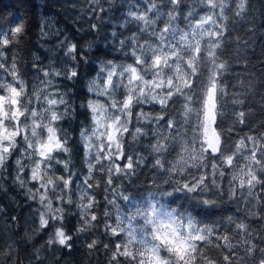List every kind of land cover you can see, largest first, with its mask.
I'll return each mask as SVG.
<instances>
[{
	"label": "snow or ice",
	"instance_id": "snow-or-ice-1",
	"mask_svg": "<svg viewBox=\"0 0 264 264\" xmlns=\"http://www.w3.org/2000/svg\"><path fill=\"white\" fill-rule=\"evenodd\" d=\"M120 2L125 11L109 41L119 56L99 63L79 105L64 82L79 80L91 45L78 50L65 36L58 47L71 64L50 58L45 65L34 56L30 82L20 56L26 22L0 26V182L10 176L37 205L31 235L52 228L46 245L63 248L71 247L64 220L72 208L77 232L99 227L95 189L103 186L100 215L109 239H93L87 248H103L106 264H264V122L250 123L247 103L256 95L264 103L257 92L264 88V60L258 81L246 54L245 36L257 31L249 20L251 0ZM88 3L99 22L91 30H98L118 0ZM46 27L42 37L49 35ZM234 65L243 71L235 73ZM78 108L88 122L74 140L69 129ZM240 125L249 131L233 137ZM80 151L86 172L73 163ZM149 165L145 198L119 190L117 181ZM225 205L235 206L231 214ZM17 252L15 240L0 238L5 264ZM32 258L43 264L39 249Z\"/></svg>",
	"mask_w": 264,
	"mask_h": 264
},
{
	"label": "trees",
	"instance_id": "trees-1",
	"mask_svg": "<svg viewBox=\"0 0 264 264\" xmlns=\"http://www.w3.org/2000/svg\"><path fill=\"white\" fill-rule=\"evenodd\" d=\"M91 7L92 5L88 3V0H0V26L6 29L10 21L14 19L23 20L27 24V34L23 37L20 46V56L22 70L25 66L29 70L27 78L30 82L34 56H39V62L45 65L48 64L50 58L56 61L60 59L67 61L64 56L65 49L58 47L60 40H63L65 36L72 43L77 44L78 50L89 44L91 45V51L87 52L89 62L80 64L79 80L74 86L71 82H64L67 87L72 89L73 95L70 99L77 105L90 95L86 90V86L95 76L99 63L105 59L119 56V53L113 51V45L109 41L111 40L110 33L113 30V25L121 18L125 8L118 0L115 10L104 16V23L100 25L99 29L91 30V24L99 23L95 15L90 13ZM251 9L249 20L254 21L257 31L245 36V32L240 31L239 26L237 30L241 36H245L246 39L251 41L250 49L246 53L250 61L248 67L250 71L257 74L256 78L259 81L260 62L264 60V0H251ZM109 17H111L112 23L108 22ZM45 18L54 20L59 35H56L57 32H53L47 37L41 36L40 29ZM117 31H119L118 27ZM124 34L127 35L128 33L125 32ZM106 36L108 37L107 40L105 39ZM67 63L71 64L70 61H67ZM234 68L235 73L243 71L242 66L234 65ZM235 73L226 77L230 84L235 83ZM257 92L264 94V88L258 86ZM260 99V95H256L247 101L253 110L250 123L254 127H258L261 122H264V103H261ZM231 107V104H229V111ZM81 122L87 123L88 121L85 110L78 108V118L73 122L75 131H73V128L69 129L74 140L78 139ZM230 123L231 121L226 119L225 127ZM248 131V127L240 125L237 126V132L232 133V135L237 137ZM73 163L77 171L86 172L82 151L74 155ZM150 173V165L142 166L137 171L136 176L125 179L123 182L118 181L119 184L122 183L120 191H126L138 201L142 200L148 194ZM0 183L3 184V190H0V208H3V212H0V238L7 242L15 240L18 249L17 254L13 255L11 261H8L7 264H17V260L20 264H36L32 257L37 249H39V257L43 260V264H106L108 254L105 253L103 248L92 252L87 248V244L93 239H99L104 243H107L109 239L103 235L104 217L100 215L104 210L103 196L96 193L101 204V208L98 210V221L96 222L99 227L94 230L77 232L79 217L75 208H72V214H66L64 220L65 231L72 236V240L69 242L71 247L60 248L56 246L55 248L47 246L44 242L46 233H52V228L31 235L33 228L27 226L26 218L28 213L36 208L35 203L27 199L23 189L12 183L10 176ZM105 195L107 194L105 193ZM120 203L123 205L124 202L120 201ZM172 206L178 207V204ZM225 207L231 214L235 206L225 205ZM13 217L17 219L14 221ZM249 223L255 228L261 227L255 221L250 220ZM6 231L7 233L9 231L12 235L11 239L6 235ZM26 231L31 235V239L27 242L21 239Z\"/></svg>",
	"mask_w": 264,
	"mask_h": 264
},
{
	"label": "rangeland",
	"instance_id": "rangeland-1",
	"mask_svg": "<svg viewBox=\"0 0 264 264\" xmlns=\"http://www.w3.org/2000/svg\"><path fill=\"white\" fill-rule=\"evenodd\" d=\"M43 21H44V23H47V25H48V27L45 28V31H47L49 34H50V33H53V32H54V33L57 32V28H56L57 25L54 23V20H53L52 18H45ZM117 184H119L118 181H117ZM119 190H120V189H119ZM95 191H96V193L100 194V195L103 196V198H104L105 192H104L103 186L100 187V189H95ZM35 206L37 207L36 204H35ZM35 209H36V208H35ZM35 209H34L33 211L29 212V213H28V216H27V218H26L27 226H28V227H31V228H33V229H34V228L37 226V224H38V221H37V220H34L35 218H34V216H33V213H34ZM28 227H27V228H28ZM53 231H54V230H53ZM53 231H52V233H53ZM5 233H6V235H8V237L11 239L12 235H10L9 231H8V233H7V231H6ZM52 233H46L45 238H47V237H48V238H47V239L44 238V242H45V244H46V241L49 239V236L52 235ZM47 246H53V247H55V248H56V246H57V247L62 248V246H60V245H47ZM6 260H7L6 257H2V256H0V264H5V261H6Z\"/></svg>",
	"mask_w": 264,
	"mask_h": 264
}]
</instances>
